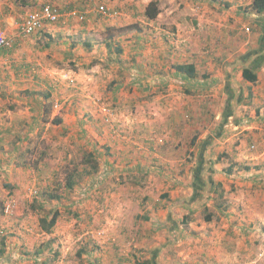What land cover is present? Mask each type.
Here are the masks:
<instances>
[{
    "label": "rangeland",
    "instance_id": "rangeland-1",
    "mask_svg": "<svg viewBox=\"0 0 264 264\" xmlns=\"http://www.w3.org/2000/svg\"><path fill=\"white\" fill-rule=\"evenodd\" d=\"M151 1L157 14L149 19L144 11ZM44 2L103 4L118 14L89 10L91 28L84 33L78 24L85 21L72 20L70 48L45 46L50 25L16 43L22 6ZM251 2L0 0L1 27L5 13L14 16L7 34L13 44L3 54L7 70L0 65V264H121L126 255L124 264H264V169L240 160L242 144L256 149L239 128L223 133V124L203 121L222 108L216 100L201 110L213 91L192 89L206 85L208 70L185 79L173 67L190 63L197 50L230 53L254 43L252 25L240 21ZM204 25L212 41L207 32L195 36ZM201 129L216 146L207 159L217 155L224 166L219 180L203 173L208 178L199 191L211 198L192 204L200 181L193 177L191 147ZM89 154L94 160L86 161ZM92 163L96 171L85 174ZM70 172L76 183L66 188ZM178 199L191 206L177 205ZM53 210L57 221L46 233L38 218ZM210 212L218 219L205 221Z\"/></svg>",
    "mask_w": 264,
    "mask_h": 264
},
{
    "label": "crops",
    "instance_id": "crops-1",
    "mask_svg": "<svg viewBox=\"0 0 264 264\" xmlns=\"http://www.w3.org/2000/svg\"><path fill=\"white\" fill-rule=\"evenodd\" d=\"M38 5L39 4L35 6L25 5L22 7H24L23 9L25 11H27L29 9L31 10L37 7ZM70 6L71 5H69V7ZM26 7L29 9H26ZM13 17L14 16L11 13H5L2 16V19L4 21L2 19L1 20L4 23L8 22L7 24H4L2 27L6 32V34H8L10 30V25L13 24L12 23ZM243 18L247 21L248 24L250 23L252 25V31H254V35H253L254 43L252 44L250 43L249 44L250 46L246 47V49L244 50L243 48H241L239 49V51H232L230 53L229 52L227 53V51L216 52L214 51L213 48H210V50L207 52H204L202 50H197L196 53H193L192 55L189 56L190 57L189 62L194 64L196 71L200 68H204L205 70H208L211 73L209 78L206 80V85H201L196 83L197 85L192 87V89H201L202 91L206 89L213 91L211 97L214 98H211L207 102V105H205V108L201 110L205 111L208 109L209 106H214L213 104L214 101L222 100L221 102L222 108L219 111V114L220 113L221 114L220 115L216 114L214 118L208 116L206 119H203V121H210V122L215 121L216 125L217 124L220 125V123L223 124V126L225 127L223 133L226 132L227 128L230 131L231 129L230 126L236 129L239 128L240 135L246 137L247 145L250 143L249 145H253L256 149L254 151L248 150V148L247 147L245 148V145L242 144L243 146L241 151L243 152L241 154L240 160H244L242 162H244L246 165L251 166V164H253L254 167L258 170L259 167L261 169H264V111H263L264 110L263 109L264 108V13L257 14L245 10L244 14L241 13L240 16L241 22L243 21ZM87 20L88 19H86L85 22H83L86 24L83 23H82L83 25L78 24L81 25L80 27L78 26L79 28L78 30L80 31V33H84L85 31L87 32L91 28L90 27L91 24L89 23L90 21ZM75 23L76 22L69 20L68 22L65 23L60 22V23L49 24L50 26L48 27H50L51 29L52 37H51V41L50 40L46 41L45 46L48 47L50 42H51V50H53L52 48L54 49L56 48L55 45H57V43L67 44V47L69 48L70 46H73L74 42L70 40L72 37L69 34L71 32L70 27L75 25ZM16 27L17 26H14L15 31H17ZM63 29L65 30L63 31ZM56 31H59L58 34L62 36L56 37L54 39V32ZM68 31L69 33H66ZM73 32H78V31L74 30ZM206 32L209 41H212L213 39L211 37L212 32L209 30L208 25H204L201 31L195 33V36H197V38L200 39V35H202L201 39H204L205 38L204 34ZM16 35L17 37L14 36L15 42L18 44L19 43L22 44V41H24L25 38L20 34L16 33ZM231 35H233L235 38H238V35L236 33H231ZM79 43L84 44V41ZM85 44L88 45L89 43L85 42ZM195 48L198 49L197 47ZM5 50L6 49H0V65L3 70H7L8 68V66L5 65L8 62L7 61L8 55H3L5 53ZM63 50L65 51V48H63ZM61 58H63V56ZM244 67L250 68L252 72L256 74L257 79L254 83L249 82L242 77L241 71L242 68ZM180 76L185 79L188 78L187 76H183L181 74ZM192 78H188V79H192ZM190 108L192 109V113L194 114L199 110L198 109L199 107H196L195 105L191 106ZM174 120L176 119L174 118ZM180 128L182 127L180 126ZM197 128L199 129V127ZM210 136L211 133L207 131L202 132L198 136L197 142L194 143V145L191 147V150L195 153L194 155L196 156L193 157V159L195 158L197 160V165H194L193 168L194 169L193 177L195 180H199V181L202 179V182L205 183L207 182L206 178H208V176H203L204 172L205 173H207V171L209 172L208 175L210 176L212 181L219 180L218 176H220L221 174L219 170L223 169L224 166V163L222 164L219 160L216 161L217 155L214 157L213 160L207 159L210 156H206V155L212 153L213 149L216 147L212 145L211 142L212 140ZM218 148L219 147H217V149ZM165 152L167 153L168 151L166 150ZM165 162H170V160L168 158H165ZM229 165L231 167V164ZM226 169H228V167H226ZM246 169H248V167ZM255 174L258 175L257 171H255ZM215 184H217V182H215ZM199 185L200 184L196 186L197 192L193 194L195 198L191 199L192 204L197 203V201L200 200L201 201L205 200L207 197L211 198L206 194H202V192L199 191L201 189ZM185 199L182 200L178 199L177 205L184 207L191 206V203L188 204L184 202ZM220 208H222L223 211L225 210L224 207H220ZM262 213L263 210H260L257 215L262 216ZM183 219L184 217H182V221ZM217 219L218 216L217 218L209 220L208 222ZM205 221L207 220L205 219ZM177 222H179V220H177L176 223ZM136 246H146V245L143 244ZM128 248H131V245ZM126 256L119 257V261L121 262V264H124V262L128 261ZM89 262L93 264L91 260H89Z\"/></svg>",
    "mask_w": 264,
    "mask_h": 264
},
{
    "label": "trees",
    "instance_id": "trees-1",
    "mask_svg": "<svg viewBox=\"0 0 264 264\" xmlns=\"http://www.w3.org/2000/svg\"><path fill=\"white\" fill-rule=\"evenodd\" d=\"M82 8H77V9H79L80 11H82L83 10ZM248 10L250 12H254V13H257V14H263L264 13V0H252V2L248 5ZM92 12H96V11H92ZM156 14H157V4H156L155 1H151L145 7L144 15L147 18L152 19V18H154L156 16ZM87 15H88V13H86L84 15V18H83L82 22L85 21ZM173 67H174L175 72H177V73H179V74H181L183 76H187L188 78H192V77L194 78L197 75L196 74V69H195V66H194L193 63H184V62L183 63H176V64L173 65ZM241 74H242V77L245 80H247L249 82H252V83H254L256 81V79H257L256 74L254 72H252V70L250 68H248V67L242 68ZM203 75L205 76L206 74L202 73V76ZM49 96H50L49 93H45L44 94V97L46 99H48ZM48 109H49L48 107L47 108L46 107L43 108V110H44L45 113L48 112ZM53 121L58 124V123L61 122V119L59 117H56L55 119H53ZM92 159H93V156L91 154H89V156L87 157L86 161H89V160H92ZM97 167L98 166H97L96 163H92L90 165V169H84V172H85V174H88L89 175L93 171H96ZM227 170L228 171L231 170L230 165L228 166V169ZM74 172H75V174H77V172L75 170H74ZM75 174L70 172L66 176V178H65V187L66 188H72L74 186V184L76 183V181H75ZM200 183H199L200 184L199 186H200V188L203 189L205 182H202V179H201L200 180ZM202 184H203V186H202ZM196 186H194L195 187V190H196ZM44 195L47 198H49V199H58L59 198V195L53 194L51 192H47ZM49 216L50 217H47V215H41L38 218V226L40 227L41 230H43L46 233L52 232V230H53V228H54V226L56 224V221H57L58 211L57 210H53L51 212V215H49ZM204 218L207 221H209V220H212V219L217 218V216L210 212V213L205 214ZM79 264H91V263L88 261L86 263L80 262ZM135 264H153V263L150 260H147V259L145 260L144 259V260H141V261H136Z\"/></svg>",
    "mask_w": 264,
    "mask_h": 264
},
{
    "label": "built area",
    "instance_id": "built-area-1",
    "mask_svg": "<svg viewBox=\"0 0 264 264\" xmlns=\"http://www.w3.org/2000/svg\"><path fill=\"white\" fill-rule=\"evenodd\" d=\"M80 11L76 7H59L52 3L44 2L37 7L24 12L16 23L17 32L20 35L28 36L34 34L49 24L65 23L69 20L82 21L84 15L89 11H96L103 17H112L118 14L117 11L110 9L103 4H97L91 8L85 6ZM13 39L7 36L6 32L0 25V49H7L12 47ZM9 207L5 206V210Z\"/></svg>",
    "mask_w": 264,
    "mask_h": 264
},
{
    "label": "clouds",
    "instance_id": "clouds-1",
    "mask_svg": "<svg viewBox=\"0 0 264 264\" xmlns=\"http://www.w3.org/2000/svg\"><path fill=\"white\" fill-rule=\"evenodd\" d=\"M41 4V3H40ZM32 10V9H31ZM26 12V11H25ZM11 48V47H10ZM8 49V48H7Z\"/></svg>",
    "mask_w": 264,
    "mask_h": 264
}]
</instances>
